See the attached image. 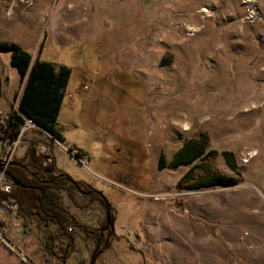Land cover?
Listing matches in <instances>:
<instances>
[{"label": "rangeland", "instance_id": "rangeland-1", "mask_svg": "<svg viewBox=\"0 0 264 264\" xmlns=\"http://www.w3.org/2000/svg\"><path fill=\"white\" fill-rule=\"evenodd\" d=\"M0 17L36 22L42 58L72 68L59 124L65 145L89 156L54 147L70 175L114 194L116 235L104 250L113 264H264V0H0ZM7 57L4 114L18 109L25 84ZM37 136L18 157L47 140ZM191 139L219 153L173 165ZM208 172L234 183L188 187ZM118 174L128 185L109 188ZM71 208L90 225L100 214ZM0 211L15 243L22 225ZM102 253L96 264H110ZM53 260L38 263L62 264Z\"/></svg>", "mask_w": 264, "mask_h": 264}, {"label": "trees", "instance_id": "trees-1", "mask_svg": "<svg viewBox=\"0 0 264 264\" xmlns=\"http://www.w3.org/2000/svg\"><path fill=\"white\" fill-rule=\"evenodd\" d=\"M43 47L44 42L39 45L38 52L34 56L33 52L16 42L0 43V53L10 54L11 65L16 68L21 79L25 80L18 109L9 111L3 123L9 126V130L12 133H17L25 122L22 114L24 113L65 144L66 139L59 124V116L67 95V86L71 79L72 68L64 63L42 58ZM3 92L4 80L0 72V96L3 95ZM75 148L76 146L74 145L69 146L72 154L82 159L84 150L79 149L75 153ZM205 151L203 142L191 139L184 143L175 154L173 165L191 163L200 157L206 159L209 155L214 156L219 153L217 149H211L207 153ZM223 154L228 163L235 168L237 164L234 152L224 150ZM27 156L28 154H26L25 158ZM164 160L165 158L162 154L159 158L160 166L164 164ZM41 171L43 170L40 169L39 172ZM193 172L194 167H191L181 177L178 183L179 188L183 187V182L189 181L194 177ZM65 182L69 185L67 189L68 195L73 197V184L69 181ZM233 183V181L225 179L221 174L208 172V175L196 180V182H192L188 187L197 188L201 186L230 185ZM17 192L13 190L8 195L3 194L0 197L6 196L12 199L15 204H18L16 215L21 218L23 230H33L32 223L36 221L40 244L49 254L60 258L62 264H64V256L66 257V264H68L71 258H74L76 264H87L89 261L85 250L90 251L89 255L91 257L96 247L90 248L89 246H84V249L78 245L77 238L86 239L81 232L89 229L87 233H90L94 228L80 220L76 214H73L70 208L64 204L62 196L50 192L51 197L49 202H47L45 207H42L38 201V192H29L26 189H21L20 193ZM114 217L113 220L115 221L116 217ZM112 239L101 246L99 251H104L108 248L111 245Z\"/></svg>", "mask_w": 264, "mask_h": 264}, {"label": "flooded vegetation", "instance_id": "flooded-vegetation-1", "mask_svg": "<svg viewBox=\"0 0 264 264\" xmlns=\"http://www.w3.org/2000/svg\"><path fill=\"white\" fill-rule=\"evenodd\" d=\"M111 78H114V75ZM84 79L86 80L87 78L84 77ZM123 81L126 82L127 79H124ZM124 82H121V84ZM37 150L38 149L36 148V150L33 149L30 153L27 152L28 156L26 158V155L21 157L16 156L13 160V162L16 163L9 166L8 169L12 176L21 182L20 185L13 184L12 191L15 190V192L18 191L17 193H20L21 189H26L29 192H38V201L42 207H45L47 202H49L51 197L50 192H52L62 196L64 204L70 208V210L72 206L78 208H84L85 206L97 208L98 213L100 214L98 218H95L92 222L91 226L94 229H92L90 233H87V230L89 229L82 231L81 234L85 236L86 239L78 237V245L89 247L93 245L94 247L98 246L100 248L108 243L112 237H114V234H116L115 229H112L108 224L106 214L107 207H109L111 211V222L115 225V221L113 220V217L116 215V207L113 201V198H115L114 194L111 192L108 194L101 185H95L94 182L86 181L80 175H71L77 181L76 183L70 181L67 178L69 174L68 171L65 167L58 164V153L53 144L48 143L47 152L44 154ZM69 154L72 155V152L70 151ZM81 160L82 159L78 157V161ZM40 169L43 171L39 172ZM108 179L109 188L120 187L121 189H125L124 187L129 183L128 178H124L122 174L115 176V179L122 185L112 181L110 178ZM65 181H69L73 184V197L68 195L67 189L69 185ZM67 199L69 200L68 203H66ZM89 200L92 201L89 202ZM107 203H109V206H107ZM17 208L18 204L16 203V210ZM103 211L105 214L102 213ZM77 217L82 220L81 216L77 215ZM36 224V221L32 223V228L37 232L38 229ZM80 240L82 241V244H80ZM100 253H102V251H100Z\"/></svg>", "mask_w": 264, "mask_h": 264}, {"label": "built area", "instance_id": "built-area-1", "mask_svg": "<svg viewBox=\"0 0 264 264\" xmlns=\"http://www.w3.org/2000/svg\"><path fill=\"white\" fill-rule=\"evenodd\" d=\"M22 114L25 119L24 124L20 127V130L17 133H12L9 130V126L3 123L6 114H4L3 110H0V162L4 164L5 168H9V164L17 156L19 147L25 143L30 133L31 136H37L39 134L37 137L44 136L47 139L45 142L39 141L41 142L38 144V151L40 153L44 154L47 152L48 143L60 147L70 153L69 147L60 139L54 137L50 131L37 124L32 118L28 117L24 113ZM77 151L79 150L75 148L74 152L76 153ZM88 156L89 154L84 151L82 153V161L85 162L88 159ZM84 165L87 166L86 163ZM13 184L14 182L12 178L4 171H0V195H8L11 193ZM0 208L16 213L15 202L6 196L0 197ZM70 211L75 214V211L72 208ZM0 241L16 248L14 241L9 236L6 218L2 211H0Z\"/></svg>", "mask_w": 264, "mask_h": 264}, {"label": "crops", "instance_id": "crops-1", "mask_svg": "<svg viewBox=\"0 0 264 264\" xmlns=\"http://www.w3.org/2000/svg\"><path fill=\"white\" fill-rule=\"evenodd\" d=\"M35 24L36 22H30L25 26H22L20 23L13 25L11 22L5 21L3 17H0V43L16 42L32 52V48L40 43V41L42 42L43 39L42 36H38ZM8 60H10V57ZM2 210L6 212L4 209ZM16 216L21 226V218L18 215ZM21 231L22 233L17 235V238L15 239L16 248L0 241L1 262H5V260L8 259L15 260L18 264H39L38 262L42 257L52 259V261H54L53 259L57 258L56 256L49 254L41 246L40 239L35 230L25 231L23 230L22 226ZM34 243L38 245L39 249L33 247ZM113 253L114 250L111 249H108L102 253L105 259L108 258L107 261L110 264L114 263V260L112 261V258H110L111 254Z\"/></svg>", "mask_w": 264, "mask_h": 264}, {"label": "water", "instance_id": "water-1", "mask_svg": "<svg viewBox=\"0 0 264 264\" xmlns=\"http://www.w3.org/2000/svg\"><path fill=\"white\" fill-rule=\"evenodd\" d=\"M35 55H36V54L34 53V56H35ZM72 156H73L76 160H78V156H77V155H73V154H72ZM15 163H16V162H13V161H12V162L9 164V166L12 165V164H15ZM0 171H4L8 176H10V177L12 178L14 184H16V185H20V184H21L20 180L14 178V177L12 176L11 172L9 171V169H8V168H5L4 164L1 163V162H0ZM67 178H68L70 181H72L73 183H76V182H77V181H76V180H75L70 174H68V177H67ZM107 206H109V203H107ZM106 214H107V221H108V224L110 225V227H111L112 229H115V225H114V223L111 222V211H110V208H109V207H107ZM109 225H108V226H109ZM108 226H107V227H108ZM107 227H106V228H107ZM100 254H101V253H100V251H99V247L97 246V247L95 248L94 252H93L92 255H91V261H90L89 264H95ZM63 263L66 264V257H65V256L63 257Z\"/></svg>", "mask_w": 264, "mask_h": 264}, {"label": "bare ground", "instance_id": "bare-ground-1", "mask_svg": "<svg viewBox=\"0 0 264 264\" xmlns=\"http://www.w3.org/2000/svg\"><path fill=\"white\" fill-rule=\"evenodd\" d=\"M81 22V21H80Z\"/></svg>", "mask_w": 264, "mask_h": 264}]
</instances>
